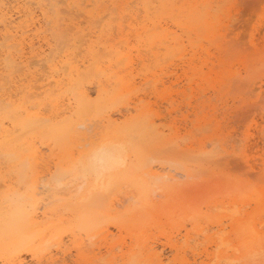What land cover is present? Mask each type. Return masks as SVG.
Here are the masks:
<instances>
[{
    "label": "bare ground",
    "instance_id": "1",
    "mask_svg": "<svg viewBox=\"0 0 264 264\" xmlns=\"http://www.w3.org/2000/svg\"><path fill=\"white\" fill-rule=\"evenodd\" d=\"M6 1L8 2V0H0V153L1 154L7 153V154L11 155V159L9 158L10 159L9 161L7 160V154H6V157H5V155L3 157H5V159L8 161V164H5V165H7L6 172L12 174V176L9 179L4 180L5 182H8V184L5 185V189L0 193L1 199H2V202L0 203V255L11 256V255L16 254L18 251H20L22 249L29 250V251H31V253L33 255H36L37 253L41 252L44 249L45 244L47 242L52 241L53 239H56L62 230H70L71 232H74L75 228H77L78 230L83 229L88 234L93 236L95 233L98 232L99 228L103 224H105V222L110 221V220H116V221H118V223L120 222L119 226L120 225L121 226H129L131 228V230H133L134 240L133 241L131 240L132 245H130V247L126 251L121 250L122 247L120 249H117L118 252H119V250L121 251L119 254L112 253L115 250V248H114L115 244H111L109 246L110 250L108 251L109 253H111V255H110L111 257L107 258L105 260L103 259V262H106V264H155V262L163 261L161 258V253H159L157 251V249L154 248V246H152V247L149 246L151 244L147 245L149 243L148 240H147L148 242H145V241H146V236L148 233L147 231H149L147 229V225H149L150 223L154 224V226L152 225L153 227H157V228H160L163 231H165L164 228H162L163 224H165V223L160 221V219L156 218L160 214H164L165 217H167L166 221H168L169 224H171L172 226L173 225L177 226L180 224V226H182L184 229L183 233L181 232L182 231L181 229L178 230L179 234H177V235L179 236L181 233V236L179 238H177V235L175 234L176 235L175 237L177 239L176 238L173 239L171 236L168 235L167 243L170 245L169 247H171V249H174L176 254L183 253L186 251V248L187 249L189 248L187 251H191L193 256L199 255V251L196 250L197 247L199 248V245L196 247L197 244L195 243V241L199 242L200 238H203L201 240H204L202 242V243H204V242H207L206 240L210 239V235L208 233H205L204 229H206V227H204V226L201 227V225H200L201 222L203 223V221L205 222V221L213 218V219H215V222L219 223L220 225L221 224L224 225L225 223H222V217L225 218V216H228L230 220L233 219V216H231L232 212L234 211L233 207L236 208L235 211H236V213H238L237 211L241 210L240 207L244 206L248 202V201L246 202V200H249L250 196L244 194V191H243V190H245V186L247 189V185H246L247 183L246 184L243 183L244 186L239 185V187H238V183L241 184V182H243L242 180H236L237 183L235 182L236 185H234L233 183H234L236 178L234 179V178H232V176H227V175H229V174H227L226 177L227 178L229 177L230 179L229 178L225 179V175L222 176L223 173L222 174L220 173V176L224 177V180H227V182H228V183H226L225 181H223V183L224 182L225 183L224 184L222 183L221 186H219L221 188L218 187L219 188L218 193H220V195H222V196L224 195V196L222 198H215L213 200L207 199V201L204 198L205 203L210 200L211 206H214L217 208H218V206H220L221 209L223 208V209H225V211L227 209L230 210V208H227V207L233 205V207L231 208V213H229L230 216L226 213L223 215L211 214L215 210L214 208H213L214 210L211 208L213 210L211 212L203 213L202 208H201V203H200L202 201L199 202L200 206H199V204H197V206H196V202H193L194 200L190 203L187 202L186 204H184L183 199L187 196L186 194L188 192L185 194L186 196L183 195L184 197H181V195L184 194V192H186L187 190L186 191L184 190L185 185L183 186V185L177 184V182H179V181L178 180L176 181L175 179H176V176L181 175L180 173H183L184 175L190 174L191 172L188 168H186L185 170L183 169V171L180 168L179 170H181V171H176L173 174L167 175V177L169 176L170 179H174L176 181V182L174 181L176 184H173V183L172 184L171 183L162 184L160 187H161V190L166 193L165 194L166 196L164 198L161 195V197L164 198V200H161V201L158 200L159 202L154 201L153 198H155V197H153V198L151 197V195H153L152 194L153 190L150 188V181L148 180L149 177L146 178L144 173L148 172V174L151 175V177L154 176L153 179H155V176L159 175V174L157 171L152 170V168H149V169L146 168L145 169L144 148L150 147L153 142H155L157 139L160 138L161 134L157 135L158 133L155 132L156 127L154 126V121L151 118H149L150 113L148 112V110H144L142 113H137L136 115H130L129 117H125L119 123L116 122L115 120H112L110 117H107L106 123L102 126L99 125V127H100L99 129H104L105 131L104 132L102 131L103 133L101 134V136L99 138L97 137L96 140H88L87 137L85 138V136H84L86 134L83 133V131L81 129H79V127L81 128V123H83L85 121L86 117H88L89 115L100 116L101 111L103 113V110H105L104 108H106L110 104L115 103L120 98H122L124 95H127L129 92H131L132 83H131L130 79H128L125 74L121 73L122 69L126 70L127 72H130V70H131L130 68H132V66H133V63L130 61H125V62L122 61V60L127 59L128 55L126 53L122 52L121 50H118V49L114 50V46H112V47L109 46V50H107L108 56L105 59H102L101 58L102 56H100L99 53H97V51L94 49V47L90 46L89 47L90 49L88 48V53L90 56L89 65H87V66L85 65L86 67H83V69H82L79 63H75L74 61H70V59H67V58L65 60L53 59L52 62L48 61V67L50 68V70L53 73L52 75H53L54 79L52 81L54 82V84L51 87H47V88H44V87H46L45 83H39L36 85V82L38 81V77H41V76H38L37 78L36 77L33 78V76L31 75L30 68H29V64H31V63L28 64V62H27L28 56H26V53L24 52V47L22 45L23 40L25 39V34L27 35V32L30 31V29H32L31 26L34 23L33 12L29 13V11H28L29 8L27 9L26 7H24V3L18 4L20 0L19 1L15 0V1H17L16 4H18V5L16 6V4L14 3L15 6H14V4H12L13 5V6L11 5L12 7L7 6L9 4H7ZM10 1L11 0H9V2ZM12 1L14 2V0H12ZM24 1L28 4L29 3L30 4H36L37 8H39V10H40L42 17L48 21L53 22V24H52L54 26L53 29L54 30L56 29L55 30L57 32L56 34L59 35L60 37H64L65 40L66 39L70 40L74 44L78 40V39L76 40V38L81 37V36L84 37L85 34L83 32V29L78 28L76 25L77 24L76 20L78 19V15H79V12L77 10L76 11L78 13L77 12L71 13L73 10L71 11V8H69L68 6H67L68 7L67 10H65L67 7H65V9H63V7H62L63 10H58V7H56L57 6L56 4L60 0H24ZM114 1H116V0H114ZM223 1L224 0H186V1L185 0H142L143 9L145 10V22H146V20L149 22L150 28L148 27L149 25H146V23H145V25H142L141 28H142L143 32H145V35L140 36V37L138 36V37H139L140 41L143 42V44H141V45L142 46L144 45L146 47V52L148 54L151 53V55L157 57V51L161 48L166 49V52L168 53L170 45L167 43H170V41L174 40L178 36L177 35L175 37L173 35V34H175V32L174 33L170 32L168 29V26L167 27L164 26L162 24V21H165V20L169 21L170 20L172 22V25L175 24L176 27H179L180 30H182L183 34H184V32L186 33V36H187L186 38H188V39H185V40L189 41L188 42L189 44L188 43H186V44L190 45L191 48L193 47L192 48L193 52L189 53V54H191V56L189 58H187L186 55L183 56V52L181 51L182 50L181 48L183 47V46H181L182 42L181 43H177V42L175 43V41L177 39H179V41H180L179 36H178V38H176L174 40V43H175L174 45L177 44L179 46V51H180L179 54L182 56L183 59L187 58V60H183L184 66L183 65L182 66H183L184 70L181 71V72H184V78L186 81L185 85L188 86V87L186 86V88H192V83H193L197 87H200L201 85L206 84L207 86L213 88V90H214V89H216L217 86H220V83L223 79V74L228 71V69L226 68L227 67V61L221 59V52H223V47L225 44L227 45V42L226 41L223 42L225 44H223V43L221 44L219 42L218 43L216 42L218 39V36H219V30H220L217 28L216 22H219L218 24H220L221 22L217 21L220 18L218 17L219 14L216 13L214 8L217 7L220 9L221 7H223L222 6L223 4H219L220 2L222 3ZM11 2H10V4H11ZM116 3H118V2H116ZM130 3H131V1H130ZM214 3H217V4L214 5ZM99 4H100V0H99ZM124 5H125V3H124ZM48 6L49 7L51 6L55 10L54 11L55 17H50V15L47 13L48 11H47L46 7H48ZM105 8H107V7H105ZM79 9H81V8H79ZM138 10H140V8ZM107 13H105V15ZM16 14L18 15L17 18H19L18 21H16V18H14V16H13ZM34 14H35V12H34ZM73 14L76 15L77 17H75ZM85 15H87L86 17L89 19L92 18V16L93 17L95 16V14H92L90 11H85ZM102 17H103V15H102ZM115 19L118 20V18H115ZM113 26L115 27V25H113ZM121 26H122V23L120 24V27L118 29H123ZM116 28H114V29H116ZM137 29H139V28H135L136 31H137ZM221 29H222V27H221ZM222 30H224V29H222ZM229 30H231V29L229 28ZM19 32H21V34H18ZM120 32H122V31H120ZM141 33L142 32H139L140 35H141ZM229 33H231V31H228L227 35L226 34L225 35L228 36ZM53 34L55 35V33H53ZM122 34H123V32H122ZM123 35H125V34H123ZM53 37L55 39H58L57 36H56L57 38L55 36H53ZM259 39H261V37H259ZM262 39H264V37ZM262 39L258 40V38H257L258 41L256 39H254V41L255 40L256 41L253 42V47H252L254 49L253 53L254 52L256 54L261 53L260 54L261 57H260V60L258 59L259 61H258V65H257L259 67H255L253 62L250 61V59H252V58H249L248 63L246 62V61H248V59L245 60L243 62L244 70H245V74H246L245 78H247L252 73L253 74L256 73V75H257L258 72H260L264 75V44H262V45L257 44L260 41H262ZM61 40H62V38H61ZM85 40H87V39H85ZM123 40H124V38H122V41ZM58 42L60 43V40ZM83 42L85 43V41H83ZM81 44H83V43H81ZM213 47H214V50H212ZM155 49H156V51H154ZM227 49H228V47H226V50ZM250 51L252 52V50H250ZM215 52L218 54L216 55ZM229 52L227 51V53H229ZM76 53H77V51H76ZM227 53L225 51L222 56H225V54L227 55ZM175 54H177V53H175ZM175 54H173L172 57H174ZM252 54H251V56H253ZM229 56H231V55H229ZM249 56H250V54H248L246 56V58ZM254 57L255 58H253V59L256 60V56H254ZM40 59H42V58H40ZM161 59H163V58H160V60ZM167 59H169V58H167ZM227 59H231V57H229ZM166 60H165V62H166ZM141 61H143V58L141 59ZM42 62H41V64H42ZM105 62H108V66H104ZM232 62H233V57H232V61L229 63L233 64ZM119 63L121 65H120L119 69L115 71L113 69V66L115 64H119ZM229 63H228V65H230ZM35 64H37V61L35 62ZM256 64H257V62H256ZM234 65H236V64H234ZM230 66H232V65H230ZM204 67H207L208 70L205 69L206 71H204ZM61 68H63V69H61ZM234 69H235L234 70V72H235L236 71L235 66H234ZM15 72H18V73L16 74ZM34 73H35V71H34ZM238 74L239 73H235V75H237V76H238ZM256 75H255V78H256ZM94 77H99V80H98L99 81L98 82L99 87L97 89V93H96L95 98H91L90 93L85 88V84L87 82H89L91 79H93ZM4 78L7 79V82H5V81L3 82L2 79H4ZM238 78H239V76H238ZM242 78H244V77H242ZM245 78H244V80L246 81L247 79H245ZM263 78H264V76H263ZM248 79H250V78H248ZM101 80H105L108 83V85H110V84H114V85H113V87L109 88V87H107V85L103 84L101 82ZM147 80L149 81L151 79H147ZM158 80L156 79L153 81L155 85L158 84V82H157ZM234 80H235V78H234ZM144 82H146V80ZM234 82H232V84ZM49 83H51V80ZM253 84H255V83H253ZM257 87H256V89H257ZM35 88H38L39 91L38 92L35 91L34 90ZM62 88H64L65 93L68 92L67 93L68 96H67L66 107L63 108V110H61L60 112L59 111L57 112L56 110L58 109V105H59V101H58L59 96L57 97L53 94L58 93L59 90H63ZM186 88H185V90H186ZM252 89H254V88H252ZM201 90H203V89H200V90L198 89V91L203 92ZM21 92L24 93L23 96L18 97L19 93H21ZM208 92H210V91H208ZM212 92L215 93L216 91H212ZM261 92H263V91H261ZM62 94H63V91L60 94L61 95L60 97L63 96ZM181 94L183 95V93H181ZM186 94L189 95V93H186ZM262 94L264 95V92ZM259 95H261V94H259ZM39 96H41V97L43 96V97L41 99H39L38 98ZM190 96L191 95H189L187 97H190ZM212 96H214V95H212ZM31 97H34V98L36 97V98H38V100L34 99L36 101H33ZM30 98H31V100H30ZM65 98H66V96H65ZM198 98L199 97L197 96V99ZM212 98L210 97L209 100H211ZM184 99H186V97ZM212 100H214V99H212ZM47 102H48V104L51 105V107L53 109H55V111H56L55 113L52 112V114L46 115L42 112L41 109L44 108L43 110H45V108L48 107L47 105H46V107L42 106V105H44V103L46 104ZM195 102H196V100H195ZM219 102H220V99H219ZM193 108H194V106H193ZM200 110H203V108ZM64 113H66L67 115H63ZM191 122H192V120H191ZM93 124H94V122H93ZM95 124H94V126H95ZM87 125L91 127V124L88 123ZM206 126H208V122H207ZM206 126L204 125V128ZM210 126L211 125H209L208 127H210ZM90 127H88V128H90ZM32 137L46 138L51 143H53L57 148H59V150H60V154L57 158L58 160L55 161L52 166H47L42 173H41V171L37 170L39 163H40V158H41V155H40L41 149L35 144V142H33L34 140L33 141L31 140ZM254 137H256V136H254ZM184 138L185 137L183 136V140H184ZM186 138L188 139V137H186ZM187 139H185V140H187ZM82 140H84V141H82ZM183 142H185V141H183ZM164 143H167V142H164ZM87 144H89V145L86 146ZM262 144H264V142H262ZM257 145L258 144H256V146ZM204 146H205V144H204ZM78 147H80V148H78ZM252 147H253V145H252ZM249 148L251 149V146H249ZM259 148L260 147H258V149ZM183 149L188 151V152H197L200 154L206 153V151L202 145H199L198 148H194L192 146V144L191 145L185 144V147ZM0 158H2V157H0ZM5 159H3V161ZM253 159H255V158H253ZM257 160H258V157H257ZM3 161L0 160V172L1 173H2V169L4 168L3 167L4 164H3V166H1ZM243 162L244 161H242L241 163H243ZM246 162L248 163V165L242 166L243 168L246 166L247 167L249 166L251 169L255 170L257 167H259L258 161L257 162H250V158H249L248 160H246ZM259 162H260V160H259ZM79 164H81V165H79ZM260 164H262L264 166V161L261 162ZM76 165H77V167L82 166L81 167L82 171H79L81 168L80 169H79V167L77 168ZM146 166H148V165L146 164ZM52 167H54V169H55V167H57V168H62L63 170H66V171H73L74 177H79L80 175H83L86 178L87 182H86V185L83 188V190L78 192V193H75V192L71 193L68 197L63 198V201L60 204L61 206H64L66 209L69 210V213L71 215L70 218H64L63 216H60L56 220H53V219L52 220L51 219L42 220V219H38V215H36L35 208L37 207V200L40 199L39 197H37V195L40 194L43 191V189H45L46 184L43 183V180L46 178V176L53 174ZM199 168H201V167H198V169ZM248 168H247V170H248ZM201 169L199 171V174H197L196 176L200 175V173L202 172ZM260 170L262 171L261 168H260ZM214 172H216V171H214ZM247 172H249V175H250V172H252V171H247ZM195 173L196 172H194V174ZM211 173H210L209 177L214 175L216 178V175L219 174L218 172L214 173V174H211ZM261 176H264V175H261ZM1 177H4V175L0 176V178ZM25 177L29 178V184H28L29 189L27 188L28 190L26 191V193L24 195L27 200L24 199V201H23V200L19 199L20 196H19V198L17 196L14 198V196L16 194L15 192L18 190L16 184L18 182H21L22 180H24L23 178H25ZM51 177H53V176H51ZM218 177L216 179H218ZM164 178H166V177H164ZM187 178L190 179V176L188 175ZM198 178L200 180L199 176H198ZM212 178H210V181L207 180L208 178L204 179V180H203V177L201 178V180H203L204 183L208 182L207 187H204V184H202L203 185L202 188H204L203 191L205 190L204 193L206 194V196L208 194L207 192L210 191V189H208L209 191H206V189L208 187L211 188L214 186L213 184L210 185V183L212 181L215 180L213 183H215L216 185H219L222 182L221 177H220V179H218V180H220L218 184H217L216 179L214 178V180H213ZM231 178L233 179L232 181H231ZM189 179H188V181H189ZM241 179H243V178H241ZM170 182H173V181H170ZM186 182L184 181V184H186ZM196 182H198V180H196L194 183H196ZM191 184H192V181H191ZM225 184H227V185H225ZM125 185L131 187L132 190L135 191V194H134L135 197L133 198L132 195L130 194L131 196L130 197L128 196V199L129 198H131V199L133 198L134 200L137 199V201L140 204L138 203L139 207L133 206V204L137 203V201L133 200L134 203H132V206L130 208H129V206H127L128 208H125V210L120 211L117 208V206H119L121 204L122 199L120 200L119 199L120 197L119 198H115V197L112 198L111 195H114L116 190L117 191L120 190V188H122V186H125ZM155 185L156 184H154L152 186H155ZM199 185H201V184L199 183L196 186H199ZM216 185H215V187H216ZM187 186L189 187V185H187ZM196 186H194V187H196ZM249 186H248V188H250ZM190 187H191V185H190ZM194 187H192L190 189H193ZM199 187L201 188V186H199ZM243 187H244V189H243ZM19 188H20V186H19ZM47 188H48V186H47ZM150 189H151V194H150ZM212 189L213 188H211V191L213 192V194H214V192L216 193L217 189H214L215 191ZM250 189H252V188H250ZM132 190L130 192H134ZM161 190H160V192H161V194H163L164 192L162 193ZM121 192H123V191H121ZM202 192H200V193H202ZM252 192L256 193L257 191H255V189H254ZM200 193H199V195H200ZM218 193H216V195L220 196ZM236 193H238V194L234 195ZM44 194H46V193H44ZM209 194H210V192H209ZM258 194L256 195V198L259 197ZM155 195L158 196V194H155ZM192 195H193V193H192ZM211 195H212V193H211ZM254 195L255 194L253 193V196ZM190 196H191V194H190ZM196 196H198V194H196ZM196 196L194 199H196ZM45 197H48V196L44 195V197H42L41 199L46 201ZM49 197H51V196H49ZM203 197H205V196H203ZM43 198H45V199H43ZM101 198L109 200L108 204L105 203V205L107 204L106 207L102 208V209L100 208L102 206L100 204ZM125 199H123V200H125ZM186 199H188V201L191 200V198L189 196H187ZM199 199H200V197H199ZM196 201H197V199H196ZM93 202H95L94 205H93ZM105 202H107V200ZM257 202H259V204H260V200H258ZM122 204H123V202H122ZM206 204H208V203H206ZM206 204H202V205H206ZM224 205H226V206H224ZM245 206H247V205H245ZM261 206H263V209H262V211H263L264 205H261ZM120 207H121V205H120ZM208 207H209V205H208ZM247 207H249V206H247ZM241 208H243V207H241ZM205 209L208 210L207 208H205ZM252 210H250V211H252ZM258 210H260V209H258ZM50 211H52V209L44 210L42 212L43 217H45L47 214H49L48 212H50ZM235 211H234V213H235ZM240 213H242V212H240ZM126 215H128L127 218H125ZM235 215H237V214H235ZM260 215H262V214H260ZM241 216H239V217L241 218ZM263 216H264V214H263ZM202 219H203V221H201ZM204 219H207V220H204ZM242 219H241V221L244 220L243 221L244 224L246 223L247 225H248V223H251V221H252L251 219H250L251 221L248 220L249 218L246 220L247 222H245V219H243V220ZM187 220L192 225L191 229L186 228V226H187L186 223L188 222ZM64 222H67V226L64 225ZM230 222L232 223V221H230ZM207 223L208 222H205V223H203V225H207ZM233 223H235V222H233ZM151 224H150L149 228L152 229L153 227L151 226ZM246 224H245V227L243 224H239V226L237 227L238 230L236 228L235 230H237V231L234 232L236 234L238 232L239 233L241 232L240 234L238 233L239 236H242L243 234L246 235L247 232H249V233L251 232L250 234L247 233V235H249L248 238H246V239L243 238L242 240H239V243L241 242V245L239 243H237L240 246H242V248L244 247V251L239 256H237L236 259H238V260L241 259L246 264H257V263L261 264L262 262L264 263V240H263L264 234H262L263 235L262 236V235H260V233H257L255 230L251 231V227L247 226ZM223 225L221 228L218 227L219 233L221 232V229H222V231L225 229V228H223ZM242 225L244 227L242 230L245 233H243L241 231ZM245 228H248V229H245ZM225 232L227 234L226 230H225ZM225 232H221V234H216V235H222V234H225ZM200 234H202L203 236ZM198 235L202 236L199 238V241L195 238ZM219 237H221V236H219ZM219 237H216L217 241L220 240ZM190 240L191 241L194 240L192 244H190ZM202 243H201V247L203 246ZM225 243L229 244V241L225 242V240H224V243H222V241H221L220 245L224 244V246H225L226 245ZM228 244H227V246H225L226 249L224 248V251L222 250V252H225V250H227L228 247H233V250H234L235 246H231ZM154 245H155V243H154ZM192 245H195V246H192ZM239 245H238V247H239ZM123 246L125 247L126 245H123ZM216 246H219V245L217 244ZM220 247H221V249L223 248L222 246H220ZM240 248L241 247H239V249ZM111 249H114V250L111 251ZM207 249H204V251H202V249H201L200 251H202V253H203V252H206ZM215 249H216V247H215ZM171 251H173V250H171ZM216 251H214V253ZM236 251L237 250H235V252ZM219 252H221V251H219ZM80 254H81V257H83L85 260H88L89 262H93V260H95L97 258L95 256L88 255V253H85L84 250H81ZM106 255H107V253H106ZM221 255H222V253H221ZM226 255H224L223 257H225ZM179 256L180 255H178V257ZM190 257H191V255H190ZM196 258H198V256ZM196 258L193 257L194 261H192V263L196 264V262H198L199 259H196ZM199 258H201V256H199ZM221 258H218V259H221ZM180 259H181L180 260L181 264H192L191 262H189L184 257V255L182 257H180ZM224 259H226V257L222 259L223 262H224ZM209 260H211V259H209ZM231 260L234 261V259L230 258L229 262ZM164 262H166V261H164ZM169 262H168V264H170ZM23 263L20 262L19 264H23ZM178 263H179V261H178ZM202 263H203V259H201L199 264H202ZM210 263H211V261H210ZM165 264H167V263H165ZM233 264H235V263H233Z\"/></svg>",
    "mask_w": 264,
    "mask_h": 264
},
{
    "label": "rangeland",
    "instance_id": "2",
    "mask_svg": "<svg viewBox=\"0 0 264 264\" xmlns=\"http://www.w3.org/2000/svg\"><path fill=\"white\" fill-rule=\"evenodd\" d=\"M20 1L18 4L24 3V7H26L27 9L29 8L28 9L29 13L33 12V15H34V19H33L34 23L31 26L32 29H30V31L27 32V35L25 34V39L23 40L22 45L24 47V52L26 53V56H28L27 62L28 64L31 63L29 64L31 75L33 76V78L35 77L37 78L38 76H41V77H38V81L36 82V85L39 83H45L46 87L44 88H47V87H51L54 84V82L52 81L54 79L52 75L53 73L48 67V61L52 62L53 59L55 60H65L66 58L70 59V61L79 63L82 69L83 67H86L87 65H89L90 56L88 53V48L90 46L94 47L97 53H99V55L102 56L101 57L102 59H105L108 56L107 50H109V46L110 47L114 46V50L116 49L121 50L122 52L128 55V58L122 61L123 62L130 61L133 63V66L132 68H130L131 69L130 72H127L126 70L122 69L121 73L125 74L126 77L130 79L132 83L131 92H129L127 95H124L122 98H120L115 103L110 104L106 108H104L105 110H103V113L101 111L100 116L89 115L88 117H86L85 121L83 122L84 124L81 123V128L79 127V129H81L83 133L86 134L84 136L85 138L87 137L88 140H96L97 137L99 138L101 134L105 131L104 129H99L100 128L99 125L100 126L104 125L106 123L107 117H110L112 120H115L116 122L119 123L125 117H129L130 115H136L137 113H142L144 110H148V112L150 113L149 118H151L154 121V126L156 127L155 132L158 133L157 135L161 134L160 138L157 139L155 142H153L150 147L144 148L145 169L152 168V170L157 171L159 174L155 176V179H153L154 176L151 177V175H149L148 172L147 173L145 172L146 174L144 173L146 178L149 177L148 180L150 181V188L153 190L152 194L154 195V196L151 195V197L156 198V199L153 198L154 201L164 200L166 196L165 195L166 193L161 190L160 186L162 184H165V183L176 184L175 182L178 180L179 182H177V184L183 185V186L185 185L184 190L185 191L187 190L186 192H184V194L181 195V197H184L183 195H185L188 192L186 195L191 198V200L188 201V199H186L187 196L185 195L186 197L184 199L182 198L184 204H186L187 202L190 203L194 200L193 202H196V206H197V204H199V202L202 201L203 203L202 202L200 203H201V208H202L203 213L211 212L215 209L211 214L223 215L226 213L230 216L229 213H231V208L233 207V205L227 207V208H230V210L226 208L227 209L226 211L223 208L221 209L220 206H218L217 208V207L210 205L211 203L210 200H213L215 198H222L224 196L218 193L219 188H221L219 186H221L223 181L228 183L227 180H224V177L222 176L225 175V179H228L229 177L227 178L226 175L229 174L227 176H232V178L234 179L236 178L233 183L234 185H236L235 184L236 180H242L243 182L240 181L241 184L238 183V187L239 185L244 186V184L247 183L246 184L247 189L245 186V190L243 191H244V194L250 196L249 200H246V202L247 201L248 202L245 204L249 207L243 204L244 206H241L243 208L240 207L241 210L237 211L238 213H236L235 211L236 208L233 207L235 211V213L233 211L231 214V216H233V219L230 220L228 216H225V218L222 217V223H225L224 225L223 224L220 225L219 223L215 222V219L213 218L210 220L204 219V220H207L205 222L209 223V224L207 223V225H203V223L205 222L203 221V219L201 220L203 221V223L201 222L200 225L201 227L203 226L206 227V229L204 230H205V233H208L210 235V239L206 240L207 242L202 243L204 241V240H201L203 238H200L203 236L202 234H200L202 236L198 235L195 237L198 241L200 238L199 242L195 241V243L197 244L196 247L199 245V248L197 247L196 249L199 251V255L193 256L191 251H187L189 248L188 249L186 248V251H185L186 253L183 252L180 254H176L174 249H171V247H169L170 245L167 243V237L169 235L173 239H175L176 238L175 236L179 234L178 230L181 229L182 230L181 232L182 233L184 232L183 227L180 226V224L177 225L178 227L176 225L172 226L171 224H169V222L166 221L167 217H165L164 214H160L158 217H156L157 219H160V221L165 223L163 224V227H162L164 228L165 231H163L160 228L153 227L154 224L150 223L151 226L153 225L152 226L153 228L152 229L149 228L150 224L147 225V229L149 231H147L148 233H147L146 241H145V242L149 241L147 245L151 244L149 246L151 247L154 246V248L157 249L159 253H161V258L163 261L155 262V264H165V263L168 264L169 261H170L169 262L170 264H173V263L181 264L180 257H182L183 255L191 263L192 261H194L193 257L196 258L198 256V258L196 259H199V260L198 262H196V264H199L201 259H203L202 264H219V263L220 264H225V263L226 264L228 263L229 264L231 263L232 264L233 263L244 264L245 262H243L241 259H239L240 260L239 261L238 259H236V257L239 256L244 251V247L242 248V246H240L241 242L239 243V240H242L243 238L245 239L248 238L249 235H247V233L249 232L246 231L247 232L246 235L243 234L244 236L243 235L239 236L241 232L240 233L238 232L239 234L234 233L235 231L238 230L237 227L239 226V224H243L245 227L246 223L244 224L243 219H245V222H247L246 220L249 218L248 220L251 219L252 221L250 220L251 223H248V225L247 224L246 225L251 227V231L255 230L257 233H260V235L264 234V216H263L264 210L262 211L263 206H261V205H264V176H261V175H264V166L260 164L261 162L264 161V144H262V142H264V130H263L264 129V101H263L264 95L262 94L264 92V85H263L264 75L258 72L259 74L257 73V75L256 73H254L256 75V78L253 73L249 75L247 78H245L246 74H245L244 64H243L245 60L248 59V61H246L248 63L249 58H252L250 59V61L253 62L255 67H259L257 65H258V61L260 60L261 53L256 54L254 52L256 54L255 55L253 53L254 49L252 47H253V42H255L257 38L258 40H261L264 37V0H224L222 3L221 2L219 3V4H223L222 5L223 7H221L220 9L217 7L214 8L216 13L219 14L218 17L220 18V19L218 18L219 20L217 21L221 22L220 24H218L219 22H216L217 28L220 29L219 36L216 42L217 43L219 42L221 44L225 41L227 42V45L223 43L225 45L223 47V52H221V59L227 61L226 68L228 69V71L223 74V79L220 83V86H217L216 89L214 90L213 88L207 86L206 84L201 85L200 87H197L193 83H192V88H186L187 85H185L186 81L184 78V72H181V71L184 70L183 60H187V58L191 56V54L189 53L193 52V49H192L193 47L191 48V46L188 45L189 41L185 40V39H188L186 38L187 37L186 33L184 32L183 34L182 30H180L179 27H176L175 24L172 25V22L170 20L162 21V24L166 27L168 26V29L170 32H173V33L175 32V34H173L175 37L177 35L179 36L180 41L179 39H177L175 43L182 42L181 46L183 47L181 48L182 49L181 51L183 52V56L186 55L187 58L184 57L185 59H183L182 56L179 54L180 53L179 46L177 44L174 45L175 44L174 40L178 38V36L174 40L170 41V43H167L170 45L169 50H168L169 54L166 52V49H163V48L157 51V57L151 55V53L148 54L146 52V47L144 45L143 46L141 45L143 44V42H141L139 39L140 36L145 35V32H143L141 26L145 25V23L146 25H149V22L147 20L145 22V10L143 9L142 0H116V1L100 0V4H99V0H84V1L83 0L81 1L80 0H62L63 2L60 0L56 4L57 5L56 7H58V10H63L65 9V7L68 6L69 8H71V11L73 10L71 13L77 12V11L79 12L78 19L77 18H76L77 20L75 19L77 22L75 20L74 21L77 23L76 25L78 28L83 29V32L85 35L84 37L81 36V37L76 38V40L78 39L79 41L77 40L78 42L76 41L75 44L71 42L70 40H67V39L65 40L64 37H60L59 35L56 34L57 33L55 31L56 29L55 30L53 29L54 27L52 25L53 22L48 21L42 17L40 10L39 8H37L36 4H30V3L28 4L24 0H20ZM8 2L6 1V3L9 5L7 4L6 5L10 7L12 4L14 3L16 4L17 1L14 0V2L12 1L13 3L11 2V4L10 2L9 3ZM18 4H16V6ZM216 4L217 3H214V5ZM68 7L65 10H67ZM46 8L48 11L47 13L50 15V17H55V13H54L55 10L51 6L50 7L48 6ZM139 8L141 11L138 10ZM85 11H90L92 14H95L96 17L92 16V18L90 19L87 18L86 17L87 15H85ZM105 13L107 14L105 15ZM13 16L14 18H16V21L19 20V18H17L18 16L17 14ZM74 16L77 17L76 15ZM115 18H118V20H116ZM121 23H122L121 27L124 30L118 29ZM113 25H115V27ZM148 27L150 28V25ZM221 27L224 30H222ZM135 28H139V29H137L136 31ZM229 28L231 30H229ZM120 31H122L123 34L125 35H123L122 32ZM228 31H231V33H229L228 36H226ZM139 32H142L141 35L139 34ZM53 33H55V35ZM18 34H21V32H19ZM53 36L55 37L57 36L58 39H55ZM259 37H261V39H259ZM122 38H124L123 41H122ZM254 39L256 40L254 41ZM59 40H60V43L58 42ZM83 41H85V43ZM260 42L259 43L256 42V43L259 45L260 44L262 45L264 44V39H262V41ZM226 47H228L227 50H226ZM212 50H214V47L212 48ZM250 50H252V52ZM154 51H156V49ZM225 51L226 53L227 51L228 52L230 51V52L227 53V55L225 54V56H222ZM174 52L177 54H175ZM173 54H175L174 57H172ZM215 54L217 55L218 53L215 52ZM246 54L247 55L250 54V56L246 58L247 56ZM251 54L253 56H251ZM254 56H256V60L253 59L255 58ZM226 57L227 58L231 57V59H227ZM232 57H233V62H232L233 64L229 63L232 61ZM142 58H143V61H141ZM160 58H163V59L160 60ZM254 60L257 62V64ZM36 61H37V64H35ZM228 63L232 66L228 65ZM115 65H114L115 67L113 66V69L116 71L119 69L121 64L119 63ZM104 66H108V62H105ZM234 66L236 68L235 72H234L235 70ZM205 69L208 70L207 67H204V71H206ZM15 73L17 74L18 72H15ZM235 73H239L238 74L239 78L237 75H235ZM242 77H244L247 80L245 81L244 78ZM155 78L157 80L159 79L157 81L158 82L157 85H155L153 82L154 80H156ZM147 79H151L152 81L151 80L148 81ZM2 80L3 82L4 81L7 82L6 78ZM50 80H51V83H49ZM98 80H99V77H94L93 79H91L89 82L85 84V88L90 93L91 98H95L96 96L97 89L99 87ZM145 80L146 82H144ZM101 82L107 85V87L109 88L113 87L114 85V84L108 85V83L105 80H101ZM232 82L234 83L232 84ZM252 88H254L255 90ZM62 89L63 90H59L58 93L53 94L57 97L59 96L58 98V101H59L58 109L59 110L57 109L56 110L57 112L58 111L60 112L61 110H63V108L66 107L68 92L65 93L64 88ZM198 89L199 90L203 89L201 90L203 92L198 91ZM34 90L37 92L39 91L38 88H35ZM260 90L263 92H261ZM62 91H63L62 95L64 96V97L62 96L63 98L60 97L61 96L60 94L62 93ZM212 91H216V92L214 93ZM21 93H19L18 97L23 96L24 93L23 92ZM181 93H183V95ZM186 93H189V95L191 96L187 97L189 95ZM197 96L199 97L198 99H197ZM42 97L39 96L38 98L41 99ZM185 97L186 99H184ZM210 97L211 98L213 97L212 99L214 100L212 99L209 100ZM31 98L33 101L38 100V98L36 97L35 98L31 97ZM194 99L196 100V102ZM219 99H220V102H219ZM46 105L49 108L47 107L45 108V110H43L44 109L43 107L44 106L46 107ZM49 105L50 104H48V102L42 105L43 109L41 110L46 115L52 114V112L53 113L56 112L55 109H53L51 105L50 106ZM202 108L203 110H200ZM63 115H67V114L64 113ZM93 122L94 124L96 123L95 126ZM207 122H208V126L211 125L210 127L206 126ZM88 123L91 124V127L87 125ZM204 125L206 126L205 128H204ZM194 127L195 128L197 127V128L195 129ZM183 136L185 137L184 140H183ZM186 137H188V139ZM31 140L32 141L34 140L33 142H35V144L41 149V154H40L41 158H40V163H39L37 170L41 171L42 173L47 166H52L53 163L58 160L57 158L60 154V150L46 138L32 137ZM164 142H167V143H164ZM185 144H189V145L192 144L194 148H198L199 145H202L206 153L200 154L197 152H188L183 149L185 147ZM256 144H258L257 146L260 147L259 149L256 146ZM88 145L89 144H87L86 146ZM249 146H251L252 150L249 148ZM6 154L7 153H3V154L0 153V157H2L0 158L1 161L5 159ZM4 155L5 157H3ZM9 155L10 154H7L8 161L11 159V155L10 156ZM257 157H258V160H257ZM249 158H250V162L258 161L259 167H257L255 170L251 169L249 166L248 167L250 169L247 166L243 168L242 166L248 165L246 160H248ZM7 160L5 159L3 163L1 164V166H3L4 164L3 166L4 168L2 169V173L0 172V176L4 175V177L0 178V193L5 189V185L8 184V182H5L4 180H7L12 176V174L6 172L7 165L5 164H8ZM242 161L244 162L241 163ZM146 164L148 166H146ZM81 167L82 166H80L79 169ZM198 167H201L202 169L201 168L198 169ZM56 168L57 167H55L54 169V167H52L53 174L46 176V178L43 180V183L46 184L45 189H43V191L44 190L45 191L44 192L42 191L43 193L41 192L40 194L37 195V197L40 198L39 200H37V207L35 208V212H36V215H38V219L56 220L60 216H63L64 218H70L71 215L69 213V210L66 209L64 206H61L60 204L62 203L63 198L68 197L71 193H74V192L78 193L82 191L86 185L87 181L83 175H80L79 177H74L73 171H66V170H63L62 168H57V169ZM180 168L182 171L183 169L185 170L186 168L190 170L191 173L188 174L190 176V179L187 178L188 176L187 174L184 175L183 173H180L181 175L176 176V179H175L176 181L174 179H170L169 176L167 177V175L169 174H173L176 171H181L179 170ZM260 168L262 169V171L260 170ZM200 169L202 170V172L200 173V175H198L200 177V180H199L198 176L196 175L199 174ZM79 171H82V168ZM247 171H252V172H250V175H249V172ZM194 172L196 173L194 174ZM217 172L219 174L217 175L215 174L216 178L218 176H219L218 179H220V177L222 178V182L219 185H216L215 183H213L215 181L214 175L209 177L210 173L214 174ZM220 173L221 174L223 173L222 176H220ZM201 176L203 177V180L208 178L207 180L209 181H210V178L213 177L212 179L214 181H212L210 185L213 184L214 186L211 188H213L212 190L217 189L218 191L216 190V193H218L220 196L216 195V193L214 192V194L216 195L215 196L213 192L211 191V188L209 187L206 189V191H209L208 189H210L209 191L210 194L209 192H207L208 194L206 196V194L204 193L205 190L203 191L204 188H202L203 186L202 184H204V187H207L208 182L204 183L203 180H201L202 178ZM25 178H23L24 180L16 184L18 190L15 192L16 194L14 196V198L16 196L19 198L20 196L19 199L23 201L24 199H26L24 195L26 191L29 189L28 188L29 178H26V179ZM232 178H231V181L233 180ZM241 178H243L244 180ZM195 179L198 180V182L201 184L199 185L201 186V188L199 186H196L199 183L198 182L194 183L196 181ZM218 179H216L217 184L220 181ZM170 181H173V182H170ZM184 181L185 182L187 181L186 184L188 183L187 185H189V187L186 184H184ZM191 181H192V184H191ZM154 184H156L155 185L156 187L152 186ZM19 186L21 189L19 188ZM248 186L252 189L248 188ZM192 187L194 188L190 189ZM151 189H150V194H151ZM254 189L255 191H257L256 192L257 194L259 193L258 194L259 197L257 198H256L257 194L255 192H252ZM131 190H132L131 187L125 185V186H122L120 190L118 191L116 190L117 192L115 191L114 195H111L112 198L120 197L119 199L120 200L122 199L121 201L123 202V204L120 201L121 207L120 205L117 206V208L120 211L125 210V208H128L127 206H129L130 208L132 206V203H134V201H137V199L135 200L133 199L135 197L134 196L135 191L132 190L134 192H130ZM160 190L162 191V193L163 192L164 193L161 194ZM200 192H202L203 194ZM154 193L158 194V196L155 195ZM189 193L191 194V196ZM192 193L194 196L192 195ZM199 193L201 196L199 195ZM253 193L255 194L254 195L255 197L253 196ZM130 194L133 197L132 199L131 198L128 199V196L129 197L131 196ZM196 194H198V196H196ZM237 194L238 193L234 195H237ZM44 195L48 196V197H45L46 201L41 199L42 197H44ZM161 195L164 198H162ZM49 196H51L52 198ZM195 196H196L197 201L196 199H194ZM199 197L201 200L199 199ZM204 198L206 201L207 199H210L208 202H206L208 204L205 203ZM106 200L107 202H105ZM258 200H260V204L259 202H257ZM108 201H109L108 199L101 198L100 204L102 206L100 208L101 209L105 208L106 205L108 204ZM1 202H2V199L0 195V203ZM105 203L107 204L105 205ZM138 203L139 202L137 201V203L133 204V206L139 207ZM94 204L95 202H93V205ZM202 204H206V205H202ZM205 208H207L208 210H206ZM211 208L212 209L214 208V209L212 210ZM48 209H52V211L48 212L49 214L43 217L42 212ZM250 210H252L253 212ZM239 216H241V218ZM127 217L128 215L125 216V218ZM241 219L243 221H241ZM230 221H232V223ZM236 221L237 222L239 221V222L237 223ZM119 223L116 220L107 221L105 222V224H103L99 228L98 232L95 233L93 236L88 234L83 229L78 230L77 228H75L74 232H71L70 230H62L56 239H53L52 241L47 242L45 244L44 249L41 252L37 253L36 255H33L31 251L29 250L22 249L18 251L16 254L11 255V256L0 255V264H19L20 262L22 263L24 262L23 264H106V262H103V259L105 260L111 257L110 256L111 253L108 252L110 250L109 246L111 244H115L114 248L117 251L116 252L114 249H111V251L114 250L112 253L119 254L121 251L119 250L118 252L117 249H120L122 247L121 250L126 251L130 247V245H132V241L134 240L133 230H131L129 226H121V225L119 226ZM64 225L67 226V222H64ZM186 225H187L186 228L191 229L192 225L191 223H189V221L186 223ZM222 225H223V228L225 229L223 231L221 229V232H225L226 230L227 234L225 232V234L216 235V234H221V232L219 233L218 227L221 228ZM243 225H242L241 231L245 233L242 230L244 228ZM236 228L237 230H235ZM245 229H248V228H245ZM180 236H181V233L179 236L177 235V238H179ZM216 237H219L222 243H224V240L225 242L229 241V244L225 243L226 244L225 246H227L228 244L231 246H235L236 249L234 248L233 250V247H228L227 250H225V252H222V250L224 251L225 246L224 244L220 245L221 241L220 240L217 241ZM193 241L190 240V244H192ZM201 243L203 245L202 247H201ZM237 243H239L240 245ZM217 244L219 246H216ZM123 245H126V246L124 247ZM238 245L239 247H241L240 249ZM192 246H195V245H192ZM220 246H222L223 248L221 249ZM201 249L202 251H204V249H207V250L206 252L202 253V251H200ZM81 250H84L85 253H88V255L90 256L92 255L97 258L93 260V262H89L88 260H85L83 257H81V254H80ZM213 250L214 251L217 250V251L214 253ZM235 250H237L238 252L236 251L237 252L236 253ZM178 255L180 256L178 257ZM190 255L192 258L190 257ZM224 255H226L225 256L226 259H224L225 263L222 260L223 258H225L223 257ZM199 256H201V258H199ZM218 258H221V259H218ZM227 258L229 260L230 258H232L234 259V261L235 260L236 261L234 262L233 260H231L229 262Z\"/></svg>",
    "mask_w": 264,
    "mask_h": 264
}]
</instances>
